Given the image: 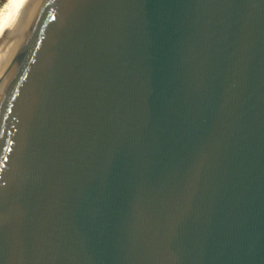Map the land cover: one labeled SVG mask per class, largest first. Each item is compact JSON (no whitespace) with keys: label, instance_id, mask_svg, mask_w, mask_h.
Instances as JSON below:
<instances>
[{"label":"water","instance_id":"95a60500","mask_svg":"<svg viewBox=\"0 0 264 264\" xmlns=\"http://www.w3.org/2000/svg\"><path fill=\"white\" fill-rule=\"evenodd\" d=\"M0 264H264V0H10Z\"/></svg>","mask_w":264,"mask_h":264},{"label":"bare ground","instance_id":"6f19581e","mask_svg":"<svg viewBox=\"0 0 264 264\" xmlns=\"http://www.w3.org/2000/svg\"><path fill=\"white\" fill-rule=\"evenodd\" d=\"M9 2H10V0H4L2 2V4L0 5V16H1L2 12L4 11V9L6 8V6L8 5Z\"/></svg>","mask_w":264,"mask_h":264},{"label":"rangeland","instance_id":"374dc122","mask_svg":"<svg viewBox=\"0 0 264 264\" xmlns=\"http://www.w3.org/2000/svg\"><path fill=\"white\" fill-rule=\"evenodd\" d=\"M3 1H4V0H0V5L2 4Z\"/></svg>","mask_w":264,"mask_h":264}]
</instances>
